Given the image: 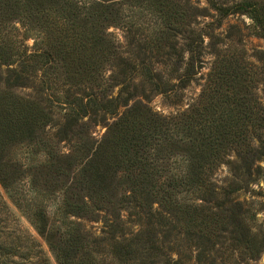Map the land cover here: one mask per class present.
<instances>
[{
	"label": "rangeland",
	"instance_id": "374dc122",
	"mask_svg": "<svg viewBox=\"0 0 264 264\" xmlns=\"http://www.w3.org/2000/svg\"><path fill=\"white\" fill-rule=\"evenodd\" d=\"M243 1L264 5V0H0L5 55L0 64V264H43L40 256L58 264L52 247H64L81 264H116L90 251L85 231L100 235L112 222L123 233L136 229L132 215L140 210L127 202L133 192L144 211L157 209L168 219L172 256L183 264H264V156L252 166L261 167L263 178L235 192L225 210L202 199L207 193L201 181L218 150L203 144L204 135L218 139L221 134L225 163L212 171L221 186L234 176L227 160H237L242 123L264 124V39L247 14L219 18L211 6ZM191 36L205 49L202 66L178 90V101L150 93L147 86L142 91L144 81L135 73L121 82L115 65L120 51L132 64L154 63L177 86L171 75L175 61L164 52L170 45L185 47ZM22 51L46 55L26 61V80L10 87L7 69H18ZM211 73L223 77L216 81L228 96L220 108L206 103L203 112L231 105L255 112L254 119L231 124L220 119L226 125L217 132L212 128L216 115L211 126L204 125L205 134L196 124L174 137L171 130L160 136L146 129L154 113L175 114L196 102ZM125 86L127 95L120 98L116 114L87 110L65 134L59 132L68 102L80 97L85 102V93L91 92L101 98L108 89L115 95ZM234 94L241 100L228 103ZM23 98L29 101L22 103ZM16 111L27 112L13 115ZM256 132L264 133V126ZM185 173V185L182 180L168 186L173 176ZM37 219L46 227L42 235L33 224ZM192 234L201 236L203 244L194 242Z\"/></svg>",
	"mask_w": 264,
	"mask_h": 264
},
{
	"label": "trees",
	"instance_id": "16d2710c",
	"mask_svg": "<svg viewBox=\"0 0 264 264\" xmlns=\"http://www.w3.org/2000/svg\"><path fill=\"white\" fill-rule=\"evenodd\" d=\"M212 8L217 12L219 18L225 17L234 12H240L247 14V16L251 19L256 29V34L259 37L264 39V5L259 4L256 1H243L235 3L234 5H216L212 2ZM188 43H186L185 47L178 49L175 45H170L164 52V55H169L174 61L175 65L174 70H172V76L174 75L175 79L178 80V84L172 83L170 79H167L161 75L157 68H153L154 63L148 62H138L136 64H132L126 57L122 55L123 52H117V56L115 57V65L119 67V72L122 73V83L128 82L133 78V74L136 76H140L144 81L141 82L142 91L146 90L147 86L148 90L153 93H160L167 98H177L176 101L179 100V91L181 88L186 87L190 82L193 81V78L198 71V68L202 66V55L204 53V48L201 44H198L195 36L189 37ZM3 45L2 41H0V64H4L2 61V57H5L3 54ZM127 51H125L126 53ZM186 54V57H184ZM46 53L43 51L41 53L35 51H22L20 54V60L18 63V69L12 68L7 69L8 77L6 78L7 82L12 78V82L8 83V86L15 87L21 86L23 81L21 79L26 80V73L23 71L26 61H33L36 57L45 56ZM48 57V53H47ZM169 59V58H168ZM162 63V62H161ZM157 64V63H156ZM178 67H182V73H177L176 70ZM216 68V67H215ZM214 69V68H213ZM143 70L144 73L143 74ZM174 72V73H173ZM218 74V72H216ZM214 75L211 73L210 77H208L207 82L202 86L201 94H199V99L196 102L191 103L186 107L185 110L181 112H176L175 114L161 115L154 113V116H150L147 118V122H145L146 129H150L152 133H158L160 136L165 134L164 131L171 130V136L174 137L177 135V131L186 132L187 130L195 128L196 124L201 126V131L204 133V125L209 123L208 127L211 126L210 122H213L216 115H218L217 124L213 125L214 131L219 129L220 127L224 129L223 126L226 124H221L220 119L230 120L227 124L238 122V120H245L246 122H250L254 119L255 112L251 110L237 107H232L228 105L225 109L215 110L210 109L206 112H203L205 109L206 103L216 105L215 108H220L223 103L226 102V98L228 96L227 89L220 88L218 85V81L216 79H223V77H218V75ZM26 75V76H25ZM116 76V75H115ZM227 78L231 80L228 75ZM261 86L264 95V74L261 78ZM254 86V85H253ZM125 87L120 88L115 95L109 93V89L106 91H102V97H98L97 93H85L87 97L85 102H82V97L78 99H74L73 103L68 102L69 113L66 114L63 124L59 128V132L65 134L72 125L76 122L78 123V119L81 116L86 115L87 110L92 111L94 114H97L98 111L102 113H110L116 114L117 108L120 106V98H125L127 94H124ZM141 96L144 100L149 99V94L141 93ZM127 99V98H126ZM22 103H26L27 99L23 98ZM241 98L238 94H234L232 99L228 101V103L238 102ZM78 101V106L75 102ZM172 101V100H171ZM175 102V101H172ZM125 105V104H123ZM27 108H31L32 105H26ZM96 107V108H95ZM234 108V109H232ZM197 111H200L201 114L199 116H195ZM205 111V110H204ZM26 113L27 111H16L13 113ZM21 117V116H20ZM16 117L15 119L18 120ZM126 117H120L119 121H126ZM250 119V121H249ZM244 124L245 132L240 133V136L244 140L243 142H238L235 145L240 148L236 149L235 156L237 160H232L227 162L231 163L234 170V176L230 179L228 183L225 185L218 186L212 179V171L215 169L219 163H225L222 161L223 156L226 154L225 151H220L223 148V143H220L221 134H219V138L215 139V137L210 134H205L203 138V144L210 146L215 150L218 148L217 152L214 155L213 161H211V166L205 172L204 183L201 181V186H203V191L207 193L203 199L204 202H213V206L219 207L223 210L228 207L229 204L233 202L234 193L240 191L243 187L246 188L248 182L258 181L263 178L261 167L256 165L254 169H252L253 163L260 160L262 156H264V138H261L264 133H257L256 130L258 127L264 126V124H259L257 122L250 123H242ZM251 128V130L249 129ZM163 131V133H161ZM252 132V133H251ZM148 133H144L143 135L146 137ZM163 134V135H161ZM150 134L149 137H151ZM256 137V139H255ZM217 140V141H215ZM257 140L259 143H255ZM226 148V145H225ZM229 150V147L228 149ZM226 150V151H227ZM221 152L223 154H221ZM211 154V153H210ZM209 154V156H210ZM214 164V165H213ZM189 176L188 173L183 175L173 176L174 182L168 184V186L174 188L181 182L182 184H186L185 181H189L187 178ZM177 178V182H176ZM242 182V183H241ZM219 189V190H218ZM167 195L171 194L170 192H164ZM137 193H132L128 199V204L132 205L133 209H139L140 211H136L132 216L135 217L133 225L137 228L134 230H130L126 233H123L119 230L116 223H110L108 229H104L101 231L100 235H94L92 232L85 231V238L89 239L91 244L90 251L98 254V252L106 254L113 262L116 264H183V261L180 257L172 256V247L169 244V231L167 226V220L160 210H155L153 212L148 213V211H144L140 207L137 201ZM238 203V202H237ZM202 206L201 204H199ZM210 208V207H208ZM235 215V213H234ZM36 216V215H35ZM41 216V213L39 215ZM40 218V217H39ZM37 220H33V224L37 232L42 235L46 231L45 224L39 223ZM132 225V227H133ZM193 241L203 244L201 241V236L198 238L195 234H192ZM49 246L52 245L49 243ZM55 257L58 264H81V261H74L73 258L69 256V254L65 251V248H54ZM37 252V251H36ZM255 256V254L253 255ZM40 260H44L43 264H49L45 256H40ZM40 264V263H36ZM185 264V262H184Z\"/></svg>",
	"mask_w": 264,
	"mask_h": 264
}]
</instances>
